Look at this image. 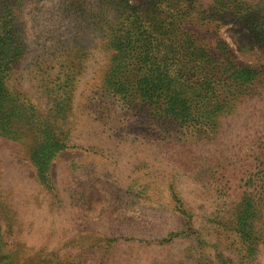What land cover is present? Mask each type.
<instances>
[{"label":"rangeland","instance_id":"rangeland-1","mask_svg":"<svg viewBox=\"0 0 264 264\" xmlns=\"http://www.w3.org/2000/svg\"><path fill=\"white\" fill-rule=\"evenodd\" d=\"M170 22L242 68L197 126L111 92ZM0 264H264V0H0Z\"/></svg>","mask_w":264,"mask_h":264},{"label":"trees","instance_id":"trees-1","mask_svg":"<svg viewBox=\"0 0 264 264\" xmlns=\"http://www.w3.org/2000/svg\"><path fill=\"white\" fill-rule=\"evenodd\" d=\"M230 5L236 4L231 2ZM132 13L141 23V25L137 23L136 33L139 34L142 28H145L144 33L148 35L147 39L157 41L159 36L157 31L147 25L136 11ZM201 14L208 15L209 11L199 12V15ZM172 24V22L168 23L169 29L181 30L180 27H173ZM154 32L155 35H153ZM169 33L174 35L173 32L168 31ZM177 34L180 36L177 58L172 59V55L169 54L160 58L146 51V54L139 60V64L133 58L131 65L138 64L142 72L133 73L130 79L132 85L123 86L122 81L116 82L111 92L125 99L137 96L143 104H148L147 106L156 111L158 115L194 122L197 126L201 116L211 105L216 101H223L226 97L224 94L232 92L233 81L238 82L242 78V68L237 67L233 61L225 42L218 44L214 49L196 45L195 36L187 30L185 32L181 30ZM112 37L118 40L120 35L115 31ZM144 47L147 48V45ZM120 49L132 51V48L125 49L124 46ZM113 68L115 66L112 70ZM147 81L151 83L140 88L141 83ZM156 82L163 83V85H158Z\"/></svg>","mask_w":264,"mask_h":264}]
</instances>
